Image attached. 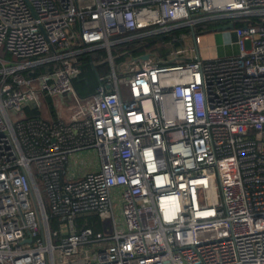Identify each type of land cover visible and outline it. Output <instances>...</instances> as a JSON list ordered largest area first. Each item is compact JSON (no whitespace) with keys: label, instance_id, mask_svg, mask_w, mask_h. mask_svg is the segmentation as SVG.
<instances>
[{"label":"built area","instance_id":"2783aa9c","mask_svg":"<svg viewBox=\"0 0 264 264\" xmlns=\"http://www.w3.org/2000/svg\"><path fill=\"white\" fill-rule=\"evenodd\" d=\"M212 23L236 52L116 61ZM0 49V264H264V0H0Z\"/></svg>","mask_w":264,"mask_h":264},{"label":"rangeland","instance_id":"374dc122","mask_svg":"<svg viewBox=\"0 0 264 264\" xmlns=\"http://www.w3.org/2000/svg\"><path fill=\"white\" fill-rule=\"evenodd\" d=\"M213 27H211L210 31H204L200 32L198 31V34H200V40L198 41L197 46L195 45V42L193 40L192 34H188L186 31H183L180 33L179 38L181 39L180 42H177L175 47H183L184 48V55L186 56H192L197 53V49L199 51L200 57L202 59H209V58H216V57H222L225 55L232 54L238 50V46L233 43V37L231 33V29H223L219 28L218 25H215L212 23ZM174 44L170 43L169 45H164L165 47V54L169 53V51L174 48ZM192 47H195L194 50H192ZM3 53V50L0 49V54ZM165 54L161 55L164 56ZM130 58L125 57V60H128ZM111 67L106 63L104 66H102L101 74H107L106 69H110ZM90 77L93 79L95 78L93 75H90ZM59 96H57V99ZM70 112H67L69 114ZM85 154L78 156L79 159V167L81 169L86 170H92V168H95L99 165V156L98 152L95 149L87 150L84 152ZM80 169V170H81ZM117 218H120V210H117L115 212ZM104 222H109V218H105ZM57 228L56 223L52 221V231H54ZM66 227L64 226L63 229ZM54 240L57 239V236H54ZM94 246H82L80 247V254H92ZM58 262L60 260V249H56Z\"/></svg>","mask_w":264,"mask_h":264},{"label":"trees","instance_id":"16d2710c","mask_svg":"<svg viewBox=\"0 0 264 264\" xmlns=\"http://www.w3.org/2000/svg\"><path fill=\"white\" fill-rule=\"evenodd\" d=\"M183 31H186L188 34H192V29L188 26H184L172 30L171 32L167 33L163 38L145 37L142 39H138L137 41L119 49L120 54L117 56L116 61L121 62L124 61L125 57L131 58V56L141 55L144 52L152 50H157L159 54L163 55L165 54L166 50L163 46L169 45L170 43L176 45L177 42L181 41L179 35ZM175 38H177L178 40H176ZM92 61L95 64L97 71L101 74L102 66L107 63L105 61V56L103 54L93 53ZM82 68V77L76 80L75 85L79 93L85 95L94 89L95 85L97 84V75L92 66L90 57H87L85 58V60L82 61ZM107 71L109 70L106 69V72ZM90 75H93L95 78L92 79ZM52 221L57 225L58 220L56 217H52L51 222ZM77 224L79 227L92 226L95 231L102 230L103 228L101 218L98 215L92 214L79 216L77 218Z\"/></svg>","mask_w":264,"mask_h":264},{"label":"water","instance_id":"95a60500","mask_svg":"<svg viewBox=\"0 0 264 264\" xmlns=\"http://www.w3.org/2000/svg\"><path fill=\"white\" fill-rule=\"evenodd\" d=\"M234 27V23H230V24H227V25H224V26H221L219 28H223V29H227V28H233ZM196 35V31L194 30V28L192 29V36L195 37ZM196 46H197V43H196ZM144 58H148L149 54L146 53L144 55H142ZM197 58H200V54H199V51L197 49ZM98 74V73H97ZM28 234L30 235V232H28ZM32 236H29L28 238L25 239V241H32Z\"/></svg>","mask_w":264,"mask_h":264},{"label":"crops","instance_id":"0c3cea01","mask_svg":"<svg viewBox=\"0 0 264 264\" xmlns=\"http://www.w3.org/2000/svg\"><path fill=\"white\" fill-rule=\"evenodd\" d=\"M83 154H85V153H83Z\"/></svg>","mask_w":264,"mask_h":264}]
</instances>
